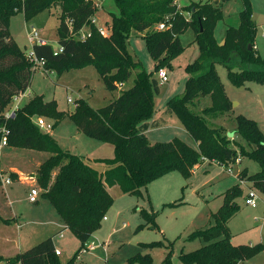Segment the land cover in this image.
<instances>
[{"label": "trees", "instance_id": "obj_1", "mask_svg": "<svg viewBox=\"0 0 264 264\" xmlns=\"http://www.w3.org/2000/svg\"><path fill=\"white\" fill-rule=\"evenodd\" d=\"M176 1L115 0L119 15H112L111 23L107 22L110 35L103 37L92 23L99 11L97 0H0V142L5 129L8 147L49 154L36 175L42 198L54 207L65 227L82 245L101 229L114 203L108 187L118 185L126 194L140 198L142 190L150 183L172 172L188 178L203 161L229 168L238 160L241 162L242 157H248L259 164L260 171L249 175L244 169L239 178L264 190V133L258 123L242 115L236 117L234 134L239 135L250 150L229 138L226 128L215 123L232 109L217 66L227 70L229 82L237 88L245 87L247 82L264 84V58L255 46L258 27L253 20L251 1L243 0L240 24L228 26L222 44L215 37L216 24L223 18L219 6L232 0L192 2L185 7H179ZM53 6L61 10L57 34L62 52L49 44L33 46V53L44 62L46 73L61 77L69 70L93 65L110 92L119 91L135 73L133 86L121 90L118 98L107 106L94 110L81 101L71 114L83 134L114 146L115 158L102 161L105 165L102 171L90 160L62 149L52 135L36 125L35 118L62 117L55 100L45 101L43 96H35L13 116L7 117L14 98L29 89L36 71L34 61L11 36V17L23 13L29 20ZM161 23L166 24L165 30H158ZM84 28H88L91 35L82 40L77 34ZM189 29L194 30L200 55L187 66L190 77L185 93L170 100L163 113L175 115L197 147L178 138L153 144L146 132L164 124L162 119H154L155 98L161 85L157 74L184 50L180 36ZM132 32L144 33L155 61L154 73H147L131 53ZM11 177H17L16 173H10ZM239 185L224 194V204L212 214L215 225L195 233L208 244L182 254V264H239L264 247L232 243L228 223L241 209L236 201L243 195ZM140 214L146 225L156 226L155 215L145 209ZM0 222L9 224L11 220L0 218ZM56 251L54 238L50 237L22 253L7 258L0 256V263L60 264ZM135 259L150 263L149 256ZM69 264H73V260ZM162 264H173L171 253Z\"/></svg>", "mask_w": 264, "mask_h": 264}, {"label": "rangeland", "instance_id": "obj_2", "mask_svg": "<svg viewBox=\"0 0 264 264\" xmlns=\"http://www.w3.org/2000/svg\"><path fill=\"white\" fill-rule=\"evenodd\" d=\"M201 1L208 0H177L176 3L179 7H185L192 2ZM250 1L253 20L258 27L255 46L259 55L264 58V0ZM97 3L99 7L96 15L97 25L106 27L111 23L113 14L119 15V9L115 0H97ZM219 7L223 18L216 24L215 37L218 43L222 44L228 26H239L244 1L223 2ZM60 15V8L54 6L42 10L29 20H26L23 13H18L11 17L9 31L20 49L27 54L32 53L33 45L28 41V34L33 28L39 31L41 40L46 41L58 51L57 29L60 25ZM143 36L144 33L132 32L129 49L147 73H154L155 61ZM194 38L193 29L181 35L180 41L184 50L165 64L163 69L167 71L168 82L160 85V92L155 98L157 111H164L170 100L185 93L190 77L187 66L194 63L200 55L199 44L194 41ZM217 70L232 103V109L215 123L226 128L229 138L241 142L250 150L246 142L239 135L234 134L236 117L242 115L256 121L264 133V84L247 82L245 87L237 88L229 82L227 70L223 66H217ZM134 79L135 73L119 91L110 92L106 90L97 68L93 65L69 70L61 77L53 72L46 73L39 66L33 74L31 86L24 93L23 99L13 100L8 113L12 112L16 106H23L35 96H43L45 101L55 100L57 110L62 113V117H43L52 129L42 131L52 133L64 150L91 160L95 168L102 171L105 168L102 161H111L115 158L114 146L83 134L77 129L71 114L81 101L86 102L94 110L107 106L118 98L121 90L132 87ZM159 115L164 119V124L152 129L151 133H147L151 143H168L178 138L193 148L197 147L196 142L175 115L162 114V112ZM37 119L35 118V121ZM75 131H79L77 135ZM27 150L21 147L3 148L0 151V170H8V165L12 164L29 168V160L27 156H24L27 155ZM33 153L30 155L49 157L46 152ZM241 160L240 164L229 168L207 160L203 161L188 178L179 172H172L150 183L147 189L142 190L143 196L140 198L126 194L118 185L108 187L114 203L106 214V220L102 221L101 229L95 232L84 245L70 229L62 230L54 237L56 249L61 254L60 264H69L71 260L73 264H145L135 259L139 256H149V264H162L169 253H171L173 264H182L180 258L182 254L194 252L208 244L204 238L195 233L215 225L212 214L224 204V194L239 185L237 181L239 173L244 169L249 175L260 171L256 161L248 157H242ZM229 170H232V175ZM8 177L10 178V174L6 173L5 178ZM10 185H13L12 198L21 200L18 208L23 211V215L19 213L18 216L19 220L25 224L28 208L31 207V204L28 206L25 200L27 187L12 184V179ZM10 185L7 187H11ZM239 186L243 190V195L236 201L241 209L228 223L232 243L236 246L258 248L264 245V190L248 181L245 185ZM249 189L254 190L259 196L257 208H252L245 203V196ZM5 197V191L0 187V200L6 203ZM46 201L40 198L41 203ZM6 207L9 206L0 205L3 210ZM142 209L155 215V227L146 225L140 214ZM142 225L145 226L140 228ZM15 226L11 225L14 228L13 231V228L0 225V246L10 255L20 252L19 235ZM36 228L38 227L33 225L19 230L21 237L33 236L32 233L37 231ZM38 242L40 241H32L28 247H23L24 251ZM239 264H264V247L245 257Z\"/></svg>", "mask_w": 264, "mask_h": 264}, {"label": "crops", "instance_id": "obj_3", "mask_svg": "<svg viewBox=\"0 0 264 264\" xmlns=\"http://www.w3.org/2000/svg\"><path fill=\"white\" fill-rule=\"evenodd\" d=\"M160 112H162V114H163L162 110L157 111L154 119H156V120L162 119V121H164L162 116L159 115ZM152 129H156V128H152ZM152 129L148 130L146 132V134L151 133ZM75 132H76L75 135H77V133L79 131H75ZM49 134L55 137V135H53L52 133H49ZM196 146H197V144H196ZM3 148H5V147H3ZM3 148H0V151H2ZM33 152H35V150H27V155H24V156H27V158L29 160V163H30V164H28L29 168L20 167V166H17L15 164H12V165H8V170H2L5 174L6 173L7 174L16 173L17 177H15V178L11 177L12 184L15 183V184H20V185L27 187V195L25 197V200H26V202H28V206H29V204H31V207L28 208V210H29L27 213L28 217L25 219V224H23V222H21L19 220V216H18L19 213H21L23 215V211L18 208V205H20L21 200H18V199L15 200L12 198L13 185L9 184L11 187H7L8 185H3L0 182V187H1V189H3V191H5V195H6V197H5L6 203H5V201L0 200V202H2V204H0V205L2 207L5 204L7 206H9V207L4 208L5 210H3V208H0V218L3 220H11V223H9L8 225L6 223H3V222H0V225L8 226L10 228H13V227H11V225H13V226L16 225L15 229L19 235V246H18L19 251H20L19 253L24 252L23 247H28V245H30V243H32V241L33 242L34 241H42V240H44L46 238H50V237L54 238L57 235H59L62 230L67 229L65 227L63 221L61 220L60 216L58 215L57 211L54 209V207L48 201L42 202V203L40 202V198L42 197V192L40 193V197H39L37 202L32 203L29 200V195H30L31 189L38 188L41 191L40 187L37 184L36 175H37L38 168L40 167L42 162H44L47 159L44 157L41 158L37 155H35V156L30 155V154H34ZM92 163H94V162H92ZM0 168H1V165H0ZM33 225H36L38 227V228H36L37 231L32 233V234H34L33 236H35V238L32 235H28V237H24V236L21 237L22 234L20 233L19 230H23V229L27 228L28 226H33ZM13 231H14V228H13ZM54 243H55V241H54ZM55 248H56V246H55ZM0 256L7 258V257H11L14 255L8 254L0 246ZM59 256H61V254ZM0 264H4V263H0Z\"/></svg>", "mask_w": 264, "mask_h": 264}, {"label": "built area", "instance_id": "obj_4", "mask_svg": "<svg viewBox=\"0 0 264 264\" xmlns=\"http://www.w3.org/2000/svg\"><path fill=\"white\" fill-rule=\"evenodd\" d=\"M22 1V0H21ZM92 23L94 25L97 26L98 28V31L99 33L103 36V37H108L110 35V29L106 26V27H103V26H98L97 25V18L94 17L92 19ZM167 28L166 24L164 23H161L159 26H158V30H165ZM91 34L89 32V29L88 28H84L83 30H81L77 36L84 40L86 39L87 37H89ZM28 41L31 45L35 46V45H46L47 42L44 41V40H41L39 38V31L36 30L35 28L32 29V31L28 34ZM58 52H62V49H58ZM29 58L31 59V61H34L35 63V66L36 68L37 67H42L43 69V65H44V62L43 61H40L38 60L34 53H33V47H32V53L31 54H28ZM157 77H158V80L160 82V84H165L168 82V75H167V71L164 70V69H160L158 74H157ZM24 97V94H20L19 96L15 97L14 100H21L23 99ZM71 102V100H69ZM19 107L16 106L14 109H12V112L10 111L9 113L7 112V117H10V116H13L14 115V112L18 109ZM36 125L41 129V130H51L52 129V126L47 124L46 121L40 117L38 118L36 121H35ZM2 133H3V137H2V140L0 142V148H3V147H7L8 146V141H7V137L5 136L7 134V131L5 129L2 130ZM240 163V160L237 161V164ZM230 174L232 175V170H229ZM237 181L240 185H245L246 181L245 180H242L239 178V176L237 177ZM0 182L3 184V185H9L11 183V179L8 177V178H5V173L3 171L0 170ZM40 193L41 191L38 189V188H33L31 189L30 191V195H29V200L32 202V203H35L38 201L39 197H40ZM258 201H259V196L257 195V193L252 190V189H249V192L246 194L245 196V203L246 205L248 206H251L252 208H257L258 207ZM104 220H106V217L104 218ZM56 255H60V252L59 251H56Z\"/></svg>", "mask_w": 264, "mask_h": 264}, {"label": "water", "instance_id": "obj_5", "mask_svg": "<svg viewBox=\"0 0 264 264\" xmlns=\"http://www.w3.org/2000/svg\"><path fill=\"white\" fill-rule=\"evenodd\" d=\"M216 3H218V1H216ZM251 49V47H249Z\"/></svg>", "mask_w": 264, "mask_h": 264}]
</instances>
